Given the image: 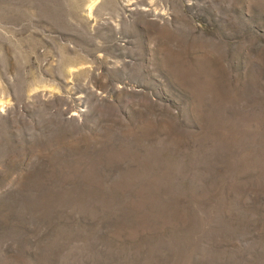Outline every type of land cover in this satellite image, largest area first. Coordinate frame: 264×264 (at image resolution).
I'll list each match as a JSON object with an SVG mask.
<instances>
[{
	"label": "rangeland",
	"instance_id": "obj_1",
	"mask_svg": "<svg viewBox=\"0 0 264 264\" xmlns=\"http://www.w3.org/2000/svg\"><path fill=\"white\" fill-rule=\"evenodd\" d=\"M0 264H264V0H0Z\"/></svg>",
	"mask_w": 264,
	"mask_h": 264
}]
</instances>
